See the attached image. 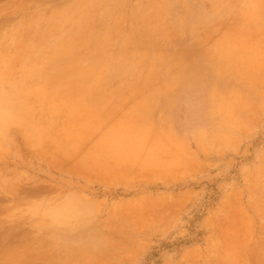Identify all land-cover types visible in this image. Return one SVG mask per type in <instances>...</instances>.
<instances>
[{
  "label": "rangeland",
  "instance_id": "rangeland-1",
  "mask_svg": "<svg viewBox=\"0 0 264 264\" xmlns=\"http://www.w3.org/2000/svg\"><path fill=\"white\" fill-rule=\"evenodd\" d=\"M91 37L118 40L108 68L123 38L144 52L156 38L184 67V178L88 185L0 128V264H46L43 252L71 258L48 264H264V0H0V94L7 72L78 56ZM46 229L73 245L36 247Z\"/></svg>",
  "mask_w": 264,
  "mask_h": 264
},
{
  "label": "crops",
  "instance_id": "crops-1",
  "mask_svg": "<svg viewBox=\"0 0 264 264\" xmlns=\"http://www.w3.org/2000/svg\"><path fill=\"white\" fill-rule=\"evenodd\" d=\"M108 39L75 41L84 45V52L54 58L51 67L32 58L7 72L0 94L3 136H21L30 160L88 185L135 190L182 180L184 67L174 69L165 47L156 49V38L150 39L154 49L149 52L141 51L140 38H123L118 45L124 44L126 52L116 54L121 65L108 68L107 45L118 42ZM93 44L97 48H90ZM133 61L136 65L131 67ZM31 233L42 250H67L74 243L55 239L70 234L53 229ZM67 254L43 252L41 259L46 264L62 262Z\"/></svg>",
  "mask_w": 264,
  "mask_h": 264
}]
</instances>
